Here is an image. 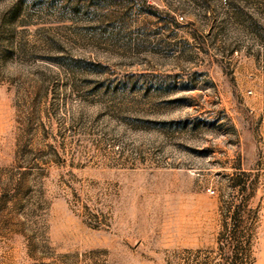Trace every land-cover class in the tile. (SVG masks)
<instances>
[{
    "label": "rangeland",
    "instance_id": "obj_1",
    "mask_svg": "<svg viewBox=\"0 0 264 264\" xmlns=\"http://www.w3.org/2000/svg\"><path fill=\"white\" fill-rule=\"evenodd\" d=\"M0 264H264V0H0Z\"/></svg>",
    "mask_w": 264,
    "mask_h": 264
}]
</instances>
